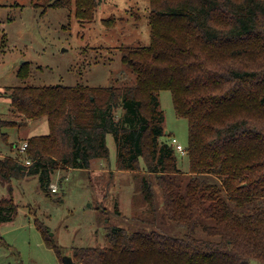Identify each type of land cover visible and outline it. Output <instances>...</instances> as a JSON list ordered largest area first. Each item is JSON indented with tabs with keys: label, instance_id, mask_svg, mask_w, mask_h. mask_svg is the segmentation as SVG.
<instances>
[{
	"label": "trees",
	"instance_id": "obj_1",
	"mask_svg": "<svg viewBox=\"0 0 264 264\" xmlns=\"http://www.w3.org/2000/svg\"><path fill=\"white\" fill-rule=\"evenodd\" d=\"M73 1L77 18L94 17L99 0ZM149 6L150 43L121 49L122 61L136 74L133 83L6 88L24 124L46 117L49 130L24 139L23 158L0 156V181L36 174L48 191L55 169L90 168L107 159L111 134L118 169L139 170L142 158L143 199L154 210L155 184L167 218L184 231L174 236L114 226L105 245L75 246L76 262L264 264V0H149ZM18 75H29L26 62ZM161 89L171 91L176 114L188 122L186 171L164 138ZM15 125L0 118L5 143L2 127ZM11 187L0 197V221L16 215ZM41 231L55 248L49 229Z\"/></svg>",
	"mask_w": 264,
	"mask_h": 264
},
{
	"label": "rangeland",
	"instance_id": "obj_2",
	"mask_svg": "<svg viewBox=\"0 0 264 264\" xmlns=\"http://www.w3.org/2000/svg\"><path fill=\"white\" fill-rule=\"evenodd\" d=\"M149 10V0H99L94 17L81 20L75 15L73 0L68 7L35 0H0V118L18 124L2 127L8 142H21L27 130L30 134L49 130L46 117L28 119V126L24 125L6 93L9 86L133 83L136 74L122 61L121 49L150 43ZM109 17L115 19L111 25L104 22ZM23 61L29 69L25 78L18 75ZM157 99L168 132L164 138L175 137L186 149L188 122L176 114L171 91L159 90ZM9 145L0 136L2 151L11 149ZM107 145L104 167L94 160L90 168H57L48 191L41 188L36 174L0 181V197L8 194L10 184L17 206L13 219L0 221V264H63L64 255L76 260L75 246L105 245L106 234L114 226L182 235L183 228L167 218L155 184L154 210L143 199L139 189L141 175L146 173L143 159L139 170L118 169L111 134ZM12 153L24 157L17 149ZM175 153L181 170H188L185 152ZM41 227L49 229L55 248L45 242ZM249 264L260 263L253 259Z\"/></svg>",
	"mask_w": 264,
	"mask_h": 264
},
{
	"label": "built area",
	"instance_id": "obj_3",
	"mask_svg": "<svg viewBox=\"0 0 264 264\" xmlns=\"http://www.w3.org/2000/svg\"><path fill=\"white\" fill-rule=\"evenodd\" d=\"M171 142L175 145L176 150H179V151L182 152V153L186 151V149H184V147H183V146H182V145L176 140L175 137H172V138H171ZM27 144H28L27 141L24 140V141L19 145V150H20L21 152L25 153V151H26V147H27ZM24 163L29 164V163H30V159L25 157ZM51 188H52L53 191H55V190L57 189L56 184H55V186H54V185L51 186Z\"/></svg>",
	"mask_w": 264,
	"mask_h": 264
},
{
	"label": "crops",
	"instance_id": "obj_4",
	"mask_svg": "<svg viewBox=\"0 0 264 264\" xmlns=\"http://www.w3.org/2000/svg\"><path fill=\"white\" fill-rule=\"evenodd\" d=\"M47 123H48V121H47ZM24 125H27L28 126V120L26 121V124H24ZM49 127V126H48ZM49 129V128H48ZM26 136L25 137H22V141L20 142V141H14V142H17V145H15L14 147H11L10 145H9V147L11 148V149H8V151H2V148L3 147H1L0 146V156L2 155V154H11V155H13V153H12V151L14 150V149H17L19 152H21L20 150H19V145L24 141V139L25 138H27L28 136H30V135H33V134H30V130H27L26 131ZM47 133V132H46ZM39 134H44V133H39ZM20 137V136H19ZM9 139V138H8ZM106 140H107V137H106ZM9 141V140H8ZM9 143H11V142H9ZM21 153H23V152H21ZM15 154V153H14ZM99 161V164L102 166V160H98ZM102 167H104V166H102Z\"/></svg>",
	"mask_w": 264,
	"mask_h": 264
},
{
	"label": "water",
	"instance_id": "obj_5",
	"mask_svg": "<svg viewBox=\"0 0 264 264\" xmlns=\"http://www.w3.org/2000/svg\"><path fill=\"white\" fill-rule=\"evenodd\" d=\"M23 62H25V61H23ZM62 263H63V264H79V263L76 262V261L73 259V257L70 256V255H64V256L62 257Z\"/></svg>",
	"mask_w": 264,
	"mask_h": 264
}]
</instances>
